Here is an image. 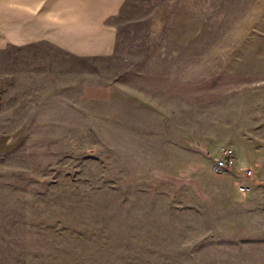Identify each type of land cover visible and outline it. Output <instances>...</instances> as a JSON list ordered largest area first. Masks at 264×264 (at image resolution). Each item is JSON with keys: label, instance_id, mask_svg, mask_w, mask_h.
Returning <instances> with one entry per match:
<instances>
[{"label": "rangeland", "instance_id": "374dc122", "mask_svg": "<svg viewBox=\"0 0 264 264\" xmlns=\"http://www.w3.org/2000/svg\"><path fill=\"white\" fill-rule=\"evenodd\" d=\"M107 23L111 55L0 53L40 92L8 103L27 131L4 136L0 264H264V0H124ZM222 147L251 178L212 172Z\"/></svg>", "mask_w": 264, "mask_h": 264}, {"label": "crops", "instance_id": "0c3cea01", "mask_svg": "<svg viewBox=\"0 0 264 264\" xmlns=\"http://www.w3.org/2000/svg\"><path fill=\"white\" fill-rule=\"evenodd\" d=\"M123 1L0 0V53L8 54L14 48L17 54H28L31 45H40L76 57L111 55L116 29L107 22L118 13ZM36 65L38 69L34 64H23L25 75L41 69L42 63ZM44 65L42 70L50 69L48 64ZM12 66L4 65L0 77V160L12 148L4 136L22 135L27 131L24 124L12 121L22 109L8 103H33V99L25 100L21 94L34 97L40 93L25 91L32 85L31 76L22 86L19 81L12 82L13 76L9 73Z\"/></svg>", "mask_w": 264, "mask_h": 264}, {"label": "built area", "instance_id": "2783aa9c", "mask_svg": "<svg viewBox=\"0 0 264 264\" xmlns=\"http://www.w3.org/2000/svg\"><path fill=\"white\" fill-rule=\"evenodd\" d=\"M211 170L216 174H228L240 170L244 178L252 177V170L250 168H241L238 165V160L234 150L231 147H222L218 153L213 157ZM249 189L248 185H239L237 190L244 192Z\"/></svg>", "mask_w": 264, "mask_h": 264}]
</instances>
